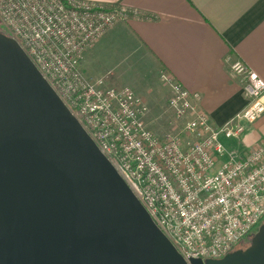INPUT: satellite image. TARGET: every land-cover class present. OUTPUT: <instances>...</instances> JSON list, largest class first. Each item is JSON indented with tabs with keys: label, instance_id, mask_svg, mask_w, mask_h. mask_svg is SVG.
<instances>
[{
	"label": "built area",
	"instance_id": "2783aa9c",
	"mask_svg": "<svg viewBox=\"0 0 264 264\" xmlns=\"http://www.w3.org/2000/svg\"><path fill=\"white\" fill-rule=\"evenodd\" d=\"M137 11L87 0H0V21L116 167L156 224L190 258L221 259L264 223V139L242 152L247 124L264 115V80L241 58L247 105L215 127L200 103L168 73L169 107L182 135L159 137L147 103L130 86L87 78L86 51Z\"/></svg>",
	"mask_w": 264,
	"mask_h": 264
},
{
	"label": "water",
	"instance_id": "95a60500",
	"mask_svg": "<svg viewBox=\"0 0 264 264\" xmlns=\"http://www.w3.org/2000/svg\"><path fill=\"white\" fill-rule=\"evenodd\" d=\"M0 264H264L190 258L156 224L20 43L0 32Z\"/></svg>",
	"mask_w": 264,
	"mask_h": 264
},
{
	"label": "crops",
	"instance_id": "0c3cea01",
	"mask_svg": "<svg viewBox=\"0 0 264 264\" xmlns=\"http://www.w3.org/2000/svg\"><path fill=\"white\" fill-rule=\"evenodd\" d=\"M87 1L121 4L138 13L118 21L86 51L81 69L89 79H99L91 68L98 63L112 69L135 64L145 76L164 70L200 94L215 127H222L248 102L244 78L232 73L228 57L241 58L264 80V0ZM143 63L148 65L145 70ZM263 139L264 115L247 124L240 141L225 142L246 152Z\"/></svg>",
	"mask_w": 264,
	"mask_h": 264
},
{
	"label": "rangeland",
	"instance_id": "374dc122",
	"mask_svg": "<svg viewBox=\"0 0 264 264\" xmlns=\"http://www.w3.org/2000/svg\"><path fill=\"white\" fill-rule=\"evenodd\" d=\"M0 30L8 32L7 28L1 21ZM133 59L130 58V60L134 61ZM90 65L91 64H89V66ZM94 65L97 66V69L94 68ZM106 66L107 64L102 65L101 63L92 64L91 68L94 69L93 72L95 73V78H104L107 82H109V84H111V86L115 87H132L135 92L147 103L149 113L146 117V123L157 136H183V123L182 121L175 119L169 107L171 88L165 81L162 80V75L166 74L164 70L160 71V73H156L152 70L149 75L145 76L144 73L142 74L138 71L139 66L137 67L135 64H131L129 66L128 63H126V66L121 65L116 69ZM147 66L146 63H143L142 69L145 70ZM110 69H112V72L107 73ZM143 77L146 80H144ZM254 234L246 240H243L231 252L241 248H247L251 244Z\"/></svg>",
	"mask_w": 264,
	"mask_h": 264
},
{
	"label": "trees",
	"instance_id": "16d2710c",
	"mask_svg": "<svg viewBox=\"0 0 264 264\" xmlns=\"http://www.w3.org/2000/svg\"><path fill=\"white\" fill-rule=\"evenodd\" d=\"M0 32L5 33L6 35H10L9 32H4L2 30H0Z\"/></svg>",
	"mask_w": 264,
	"mask_h": 264
},
{
	"label": "flooded vegetation",
	"instance_id": "af4514ba",
	"mask_svg": "<svg viewBox=\"0 0 264 264\" xmlns=\"http://www.w3.org/2000/svg\"><path fill=\"white\" fill-rule=\"evenodd\" d=\"M241 249H245V248H241Z\"/></svg>",
	"mask_w": 264,
	"mask_h": 264
}]
</instances>
